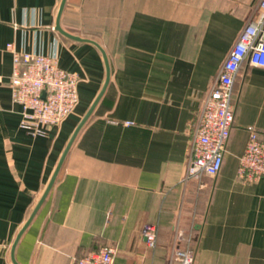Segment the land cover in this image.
Here are the masks:
<instances>
[{
    "label": "crops",
    "instance_id": "1",
    "mask_svg": "<svg viewBox=\"0 0 264 264\" xmlns=\"http://www.w3.org/2000/svg\"><path fill=\"white\" fill-rule=\"evenodd\" d=\"M62 0H0V264L106 79L101 50L55 29ZM260 0H67L62 26L106 50L109 86L16 247L20 264H73L105 245L114 264H171L179 233L193 264H264V176H237L249 127L264 141V67L246 59L221 171L187 178L193 127ZM18 50L56 54L81 76L79 103L45 136L20 126L10 80ZM131 120L134 123L125 125ZM158 225L155 248L142 236ZM199 224L201 226H199Z\"/></svg>",
    "mask_w": 264,
    "mask_h": 264
},
{
    "label": "built area",
    "instance_id": "2",
    "mask_svg": "<svg viewBox=\"0 0 264 264\" xmlns=\"http://www.w3.org/2000/svg\"><path fill=\"white\" fill-rule=\"evenodd\" d=\"M13 53L10 80L13 102L21 106L20 126L33 136H45L50 126L61 124L79 103L81 76L62 68L56 54L18 50L13 42L7 45ZM246 59L264 67V0L239 34L224 60L209 93L203 100L193 127V141L187 162V178L215 176L223 166L235 119L234 83ZM134 122L127 120L125 125ZM250 137L237 176L243 182H255L264 176V141L259 132L249 127ZM142 236L150 248H155L158 225L146 223ZM190 242L183 233L175 240L171 264H193L194 250L182 245ZM117 247L105 245L83 256L73 264H114Z\"/></svg>",
    "mask_w": 264,
    "mask_h": 264
},
{
    "label": "water",
    "instance_id": "3",
    "mask_svg": "<svg viewBox=\"0 0 264 264\" xmlns=\"http://www.w3.org/2000/svg\"><path fill=\"white\" fill-rule=\"evenodd\" d=\"M67 4V0H62L58 13H57V18H56V25H55V29L57 31H59L61 34L74 39V40H78V41H86V42H90L95 44L102 52L103 57H104V61H105V65H106V79L105 82L103 84V87L101 88L100 92L98 93V95L96 96L95 100L93 101V103L91 104V106L89 107V109L87 110V112L84 114V116L82 117V119L80 120L79 124L77 125L76 129L74 130L71 138L69 139L61 157L60 160L56 166V169L45 189V191L43 192L41 198L39 199V201L37 202L36 206L34 207V209L32 210L30 216L28 217V219L26 220V222L24 223V225L22 226V228L20 229V231L18 232L15 241L13 243L12 246V260L14 262V264H20L17 259H16V247L22 237V235L25 233V231L28 229V227L30 226V224L32 223L33 219L35 218V216L37 215V213L39 212V210L41 209L42 205L44 204V202L46 201L48 195L50 194L51 190L53 189L58 176L64 166V163L66 161V158L76 140V138L78 137L80 131L83 129V127L85 126V124L88 122V120L91 118L92 114L94 113L97 105L99 104L100 100L102 99V97L104 96L110 80H111V65H110V59L109 56L106 52V50L103 48V46L97 42L94 39H89V38H83L79 35L73 34L71 32H69L68 30H66L63 26H62V15L63 12L65 10ZM202 225V224H201ZM199 224V226H201Z\"/></svg>",
    "mask_w": 264,
    "mask_h": 264
}]
</instances>
